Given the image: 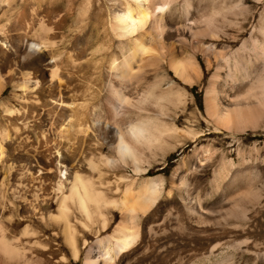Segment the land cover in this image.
<instances>
[{
    "label": "bare ground",
    "instance_id": "6f19581e",
    "mask_svg": "<svg viewBox=\"0 0 264 264\" xmlns=\"http://www.w3.org/2000/svg\"><path fill=\"white\" fill-rule=\"evenodd\" d=\"M249 1L48 0L44 15L36 17L40 20L39 28L31 35L39 42H30V36L27 38L29 41L23 39L24 27L28 29L30 24L26 20H22L20 29L8 27L9 21L0 28V48L14 53L18 58L17 63L24 68H30L47 51H61L66 61L65 66H54L55 62L45 65L49 80L44 87L49 99L44 104L37 98L33 99L44 111L45 118L40 121L33 114L27 122L9 125V133V130H0V164L3 163L5 174L0 191V264H67V257L60 250V238L76 260L79 248L70 225L72 211H79L89 221L92 215L98 214L105 227L107 218L103 210L117 204L98 190L92 177L86 176L84 171L90 169L97 173L101 166L119 167L128 163L136 166L141 160L142 150L159 144L161 136L173 129L149 118L126 122L121 119L122 116L119 120L113 115L108 123L102 121L100 116L94 114L95 110L87 105L89 89L82 101L77 99V87L68 81L69 78L61 77L60 70L65 67L69 72V67L76 68L82 74L83 81H88L92 70L98 69L101 62L90 61L82 65L81 61L95 43H101V47L107 50L101 58L109 59L107 87L112 93L110 106L113 114L119 108L122 110L121 115H139L142 110H146L142 104L154 106L152 103L162 101L163 95L154 93V84L149 86L143 96L139 93L148 80L145 70L157 64H167L190 84L198 83L202 73L197 56L202 55L206 71L213 73L206 92V112L215 130L244 132L264 122V11L249 39L244 40L236 50L225 55L223 49L219 48L225 43L236 44L238 37L253 22L255 17L248 5ZM252 1L264 7V0ZM4 2L0 0V7ZM9 12L2 10L1 18H9ZM229 30L232 32H227ZM70 48L72 51H69ZM183 53L189 55L182 56ZM32 55L35 56L32 58ZM1 67L0 95L12 75L10 68L3 74ZM224 68H229L228 76L235 86L222 96L217 85ZM27 76L23 75L24 91H30L32 78ZM34 82L37 89L40 82L37 78ZM65 99H70L71 103L65 102ZM14 113V110H8L9 116H14ZM99 131L101 136L102 131L110 133L107 138L109 136V143L114 145L116 160L102 155L103 146L108 141L100 143L96 140ZM5 141L14 145L11 156L14 163L5 160ZM15 161L20 164L17 165ZM14 173L18 174L21 181V190L13 192L15 202L27 206L37 217L21 231L22 237L33 240L32 245L30 243L33 247H29V250L18 247L19 244L10 234L11 228L21 222L18 219L15 221L16 217H20L19 213L16 214L19 210L17 202L8 200L5 192L8 180ZM67 177L70 178L69 188L64 194ZM48 190L52 197L44 195ZM125 199L120 203L122 210L129 214L135 213L136 206L127 204ZM49 202L57 204L58 210L46 218L51 207ZM6 217L7 222L4 221ZM33 223H37L42 231L33 230ZM49 223L59 228L63 236L54 229H51L50 237L43 235V229L49 228ZM117 232L112 248L106 245L111 237L98 241L101 247L106 245L103 264H113L121 253L139 240V230L128 232L122 227ZM20 240L24 242V239ZM85 264L97 262L87 258Z\"/></svg>",
    "mask_w": 264,
    "mask_h": 264
},
{
    "label": "rangeland",
    "instance_id": "374dc122",
    "mask_svg": "<svg viewBox=\"0 0 264 264\" xmlns=\"http://www.w3.org/2000/svg\"><path fill=\"white\" fill-rule=\"evenodd\" d=\"M46 1L48 0H5L0 7V18L2 10H10V17L0 19V28L9 21L8 27L20 29V23L26 20L30 24L28 29L24 27L23 39L30 38L36 28H39L40 20L36 17L44 15ZM248 5L252 8L255 21L245 28L236 44L225 43L219 46L225 55L249 39L260 14L264 11L263 6H257L252 0ZM31 18L34 20H30ZM33 36L32 40L29 39L30 42H39ZM1 48L2 73L5 74L8 68L12 70L5 90L0 95V130H9V133V125L27 122L33 114L40 121L45 118L44 111L33 100L37 98L44 104L49 99L48 91L44 87L49 80L45 65L55 62L54 66H65L66 61L61 51H47L36 63H32L30 68H24L22 64L17 63L18 58L14 53ZM69 51H72V48ZM106 53L107 50L101 47V43H95L87 50L85 58L81 61L82 65L90 61L101 62L98 69L92 70L88 81H83L78 69L69 67L67 72L65 67H61L60 76L69 78L68 81L77 87V99L82 101L83 96L89 93L87 105L95 110L94 114L100 116L102 121L108 123L113 115L117 119L122 116L121 119L126 122L149 118L173 129L161 136L159 144L144 148L141 160L136 166L128 163L119 167L101 166L97 173L90 169L84 171L86 176L92 177L95 187L117 204L103 210L107 218L105 227L98 214L92 215L90 222L79 211H72L70 225L76 234L79 255L75 260L69 247L60 238V250L64 257H67L66 263L85 264L87 258H90L97 264H103L106 250L104 246L112 248L118 236L117 231L125 227L128 232L139 230V240L121 253L116 259L118 262L115 260L113 264H264V122L256 128L249 127L244 132L215 130L206 112V92L213 73L206 71L202 55L197 56L202 73L198 83L190 84L183 76L174 73L167 64H157L145 70L148 80L139 93L143 96L149 86L154 84V93L163 95L165 100L152 103L154 106L142 104L146 110H142L139 115H121L122 110L118 107L113 114V108L110 106L112 93L107 87L109 76L106 71L109 59L104 56L101 58ZM187 54L189 55L183 53L182 56ZM34 56L32 55V58ZM118 59L121 60L122 57L119 56ZM54 66L52 64V67ZM227 70L229 71V68H224L221 72L217 85L219 95L222 96L235 86ZM24 74L32 78L30 91L22 89ZM35 78L40 82L37 89ZM88 89L89 92L86 93ZM64 101L71 103L70 99ZM7 109L14 110V116H9ZM101 134L103 136L100 131L97 132L96 140L100 143L108 141L103 146L102 155L116 160L114 145L110 144V133L102 131ZM11 145L6 141L3 144L7 162L12 160L13 156L14 145ZM11 163H14L13 160ZM15 163L20 164L17 161ZM3 169L2 163L0 191L5 175ZM9 179L5 188L6 197L15 202L13 192L21 190V181L15 173L11 174ZM69 181L70 178L67 177L64 194H67ZM49 193L48 190L44 195L52 197ZM124 198L127 204L136 206L135 213L129 214L122 210L120 203ZM16 204L17 210L19 209L16 214L19 213L20 217H16L15 221L18 219L23 222L15 224L10 234L15 238V243L19 244L18 247L29 250L33 247V240L22 237L21 231L25 226L31 225L37 217L27 206L18 202ZM49 204L51 207L46 218L51 213L56 214L58 210L57 204ZM0 213L1 216V210ZM7 220V217L4 218L5 222ZM33 224V230L42 231L37 223ZM51 229L63 236L60 229L50 223L49 228L43 229V235L50 237ZM104 238H110V242L101 247L98 241ZM20 239H24L26 243Z\"/></svg>",
    "mask_w": 264,
    "mask_h": 264
},
{
    "label": "clouds",
    "instance_id": "9594fccd",
    "mask_svg": "<svg viewBox=\"0 0 264 264\" xmlns=\"http://www.w3.org/2000/svg\"><path fill=\"white\" fill-rule=\"evenodd\" d=\"M133 132H135V129H132Z\"/></svg>",
    "mask_w": 264,
    "mask_h": 264
}]
</instances>
